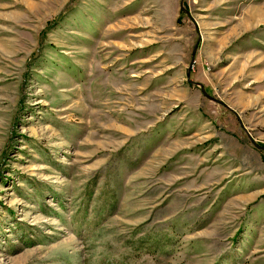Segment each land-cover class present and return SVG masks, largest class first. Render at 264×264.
<instances>
[{"label": "rangeland", "instance_id": "374dc122", "mask_svg": "<svg viewBox=\"0 0 264 264\" xmlns=\"http://www.w3.org/2000/svg\"><path fill=\"white\" fill-rule=\"evenodd\" d=\"M263 28L264 0H0V264H264Z\"/></svg>", "mask_w": 264, "mask_h": 264}, {"label": "crops", "instance_id": "0c3cea01", "mask_svg": "<svg viewBox=\"0 0 264 264\" xmlns=\"http://www.w3.org/2000/svg\"><path fill=\"white\" fill-rule=\"evenodd\" d=\"M233 27V26H232ZM230 31H231V29H230ZM210 36V38H212V36H214V35H209ZM259 36H260V38L261 39H264V28H263V30L260 32V34H259ZM211 40V39H210ZM244 40V39H243ZM254 40H255V38H254ZM255 42H257V41H254V43Z\"/></svg>", "mask_w": 264, "mask_h": 264}, {"label": "water", "instance_id": "95a60500", "mask_svg": "<svg viewBox=\"0 0 264 264\" xmlns=\"http://www.w3.org/2000/svg\"><path fill=\"white\" fill-rule=\"evenodd\" d=\"M203 93H204V95L209 97V95L207 93H205L204 91H203ZM209 98L213 99L212 97H209Z\"/></svg>", "mask_w": 264, "mask_h": 264}]
</instances>
